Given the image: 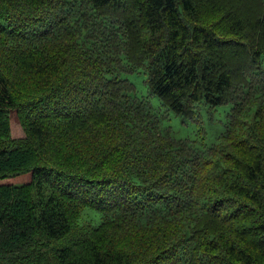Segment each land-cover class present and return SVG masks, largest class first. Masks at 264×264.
Listing matches in <instances>:
<instances>
[{"label":"trees","instance_id":"obj_1","mask_svg":"<svg viewBox=\"0 0 264 264\" xmlns=\"http://www.w3.org/2000/svg\"><path fill=\"white\" fill-rule=\"evenodd\" d=\"M0 264H264V0H0Z\"/></svg>","mask_w":264,"mask_h":264},{"label":"rangeland","instance_id":"obj_2","mask_svg":"<svg viewBox=\"0 0 264 264\" xmlns=\"http://www.w3.org/2000/svg\"><path fill=\"white\" fill-rule=\"evenodd\" d=\"M121 78L128 79L132 83H134L137 88L138 96L146 97L147 99H149L155 109L159 111L164 110V107L162 106V103L158 98H149L148 88L145 83V76L142 72L133 75H122ZM228 112L229 107L225 106L218 108L217 111L214 113L215 125H212L210 127L206 126L208 130V136L204 139V143L206 145H212L214 143L215 136L222 131L220 122L224 121ZM167 125L173 129L176 137L189 138L191 140L196 139L197 128L194 125L190 124L188 121H186V119H184L182 116H177L174 113L170 112V121ZM15 130L18 131L20 129L16 127Z\"/></svg>","mask_w":264,"mask_h":264}]
</instances>
